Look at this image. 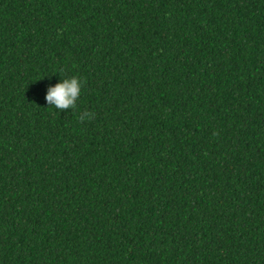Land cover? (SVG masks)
<instances>
[{
  "label": "trees",
  "instance_id": "trees-1",
  "mask_svg": "<svg viewBox=\"0 0 264 264\" xmlns=\"http://www.w3.org/2000/svg\"><path fill=\"white\" fill-rule=\"evenodd\" d=\"M0 264H264V0H0Z\"/></svg>",
  "mask_w": 264,
  "mask_h": 264
},
{
  "label": "clouds",
  "instance_id": "clouds-1",
  "mask_svg": "<svg viewBox=\"0 0 264 264\" xmlns=\"http://www.w3.org/2000/svg\"><path fill=\"white\" fill-rule=\"evenodd\" d=\"M82 84V79L77 75L61 76L60 74V79L55 84L47 86L44 99L48 106H52L56 110L70 109L72 111L77 107ZM79 118L91 119L92 113H83Z\"/></svg>",
  "mask_w": 264,
  "mask_h": 264
}]
</instances>
